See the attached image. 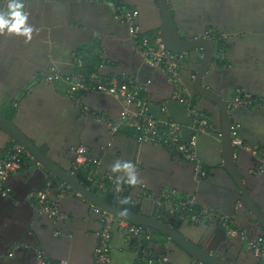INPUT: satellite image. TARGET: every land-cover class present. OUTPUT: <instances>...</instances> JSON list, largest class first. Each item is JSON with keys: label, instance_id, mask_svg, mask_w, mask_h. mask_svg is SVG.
I'll use <instances>...</instances> for the list:
<instances>
[{"label": "crops", "instance_id": "obj_1", "mask_svg": "<svg viewBox=\"0 0 264 264\" xmlns=\"http://www.w3.org/2000/svg\"><path fill=\"white\" fill-rule=\"evenodd\" d=\"M8 2L0 0V11H7ZM23 3L28 23L35 31L29 43L15 35L0 36V112L37 149L68 174L73 161L70 150L79 146L85 147L90 157L101 160L102 174L114 176L111 166L116 160L131 161L142 181L136 188L144 187L145 199L153 202L162 188H173L230 216L234 227L244 229L249 238L264 233L242 207L239 189L223 169L220 115L216 106L197 101L206 112L211 129L197 138V154L207 175L196 183L189 163L169 150L137 144L126 132H121L113 147L108 148L111 138L107 128L81 114L79 107L65 96L64 83L44 85L37 80L36 76L47 72L52 64L64 75L74 72L77 52H85L89 59L97 54L98 60L104 61L103 75L132 74L146 88L148 112L155 119L179 123L182 139L189 140L192 124L184 106L170 100L173 88L166 75L151 71L135 53L128 28L116 22L111 4L89 0H23ZM122 3L137 10L141 33L153 37L159 33L161 17L155 0H122ZM166 3L183 37H203L212 30L225 38L219 48L222 57L213 59L205 75L203 83L207 87L227 101L236 88L252 96L264 95V0H166ZM187 61L185 58L182 68ZM182 68L181 79L190 93L191 77L184 76ZM83 103L91 110L108 113L113 121L119 118L120 105L109 96H89ZM164 103L166 111L161 113ZM229 114L233 126L238 125L243 142L264 145V109L256 105L240 106ZM11 143L0 130V154ZM234 162L264 216V172L251 175L249 171L258 162L238 149ZM80 174L88 179L86 171L80 170ZM53 181H57V187H52ZM91 183L92 187L99 184L97 179ZM7 185L10 195L0 197V264H35L39 252L52 263L93 264L102 222L101 215L92 211L87 200L66 187L59 198L58 220L36 216L30 194L47 187L54 196L65 186L30 155L21 169L9 177ZM161 213L157 210V214ZM180 217L177 216L179 230L191 242L217 253L230 264H259L239 240L227 238L218 226L193 225ZM54 232L59 235L55 237ZM112 233L111 264H134L137 255L130 238L116 227ZM150 247L156 255L169 249L171 264L191 262L159 233L152 235Z\"/></svg>", "mask_w": 264, "mask_h": 264}, {"label": "built area", "instance_id": "obj_2", "mask_svg": "<svg viewBox=\"0 0 264 264\" xmlns=\"http://www.w3.org/2000/svg\"><path fill=\"white\" fill-rule=\"evenodd\" d=\"M111 4L115 12V20L128 26L129 40L137 55L144 64L153 72H162L166 75L173 91L170 100L184 106L186 114L191 120L192 135L185 141L181 135V125L170 119H155L147 110L148 100L146 88L132 74L124 73L116 77H106L101 73L104 67L103 59H100L94 70L88 72L85 67L86 53L77 52L74 56L76 70L68 75L62 74L58 67L52 64L47 72L38 74L37 80L44 85L64 83L65 96L77 107L82 115L90 118L95 123L107 128L110 136L108 147L121 133L126 132L137 144H148L154 147L169 150L181 161L189 163L194 171L195 182L203 180L207 172L204 169L197 154V138L201 134L208 133L211 124L206 114L200 110L198 102L190 95L181 79V68L186 56L174 54L165 49L158 36H151L140 32L137 20L138 12L133 8L123 5L122 0H89ZM214 36L212 30H208L203 37L211 39ZM222 41L225 38L220 37ZM100 62V63H99ZM109 96L120 105L119 118L111 120L106 112L91 110L84 106V99L89 96ZM165 103L161 106V113H165ZM258 106L264 109V95L252 96L242 88L234 90L233 97L228 101V110L240 106ZM232 146L254 157L258 165L251 169V175H260L264 172V145H249L243 142L239 136V127L231 128ZM73 156L72 167L69 172L74 176L79 170L86 171L89 179H97L99 187L108 190L117 198H126L131 191L136 190V197L145 198L144 187L136 188L127 183L117 186L114 176L108 173H100L101 160L88 155L85 147L71 148ZM29 155L20 145L11 143L0 154V197L10 195L7 181L11 175L18 172L25 159ZM66 187H60L52 196L46 187L39 192L31 193L33 212L36 216H47L54 222L59 219V198L65 192ZM157 210L163 214L182 216L193 225L218 226L229 239L238 238L248 253L259 264H264V235L249 238L244 229L235 228L230 216L216 212L215 210L200 204L193 195L181 194L173 188H162L159 195L153 201ZM92 211L101 215V228L98 232V242L94 250L93 264H111V240L112 230L116 227L119 232L126 234L132 241V248L136 260L134 264H171L169 255L166 253L156 255L150 247L152 233L149 229L131 225L123 220H118L107 213L91 207ZM59 232H54L58 236ZM35 264H66L65 262L52 263L42 252L37 253Z\"/></svg>", "mask_w": 264, "mask_h": 264}, {"label": "water", "instance_id": "obj_3", "mask_svg": "<svg viewBox=\"0 0 264 264\" xmlns=\"http://www.w3.org/2000/svg\"><path fill=\"white\" fill-rule=\"evenodd\" d=\"M155 4L161 17L159 33L156 36L159 35L165 49L174 54L192 55L197 59V67L189 80L193 91H190L189 94L196 95L203 102L213 104L219 110L223 169L238 187L242 207L249 211L264 230V216L254 203L249 190L243 184L234 162L235 148L232 146L231 141V128L233 124L229 114L230 111L228 110V101L224 100L218 93L203 83L213 59L220 60L222 52L217 49L212 39L205 37H183L175 25L172 10L167 5L166 0H155ZM183 85L187 90V86ZM199 100L197 101L199 102ZM0 130L9 137L12 143L22 146L31 158L37 161L47 172L55 176L65 187L87 200L91 204V207H95L118 220H123L131 225L143 227L161 234L170 244L190 258V264H230L220 258L217 253L203 248L186 238L179 230L180 222L177 217L166 213L157 214V208L153 205L151 199H145L141 196L137 198V194L132 192V194L126 197L131 200L130 204H118V199L123 200V198L115 197L112 192L100 188L99 184L92 187L91 181L95 179H85L80 172L71 176L68 172L60 169L37 149L14 123L5 118L1 112ZM112 147L113 144L108 148ZM123 209L128 210L127 214H122ZM166 252L170 254L169 252L171 251L168 249Z\"/></svg>", "mask_w": 264, "mask_h": 264}, {"label": "clouds", "instance_id": "obj_4", "mask_svg": "<svg viewBox=\"0 0 264 264\" xmlns=\"http://www.w3.org/2000/svg\"><path fill=\"white\" fill-rule=\"evenodd\" d=\"M35 29L28 23V14L24 11L23 0H9L7 11H0V36L15 35L23 37L25 43H29L33 38ZM117 186L127 183L135 187L142 183L136 166L131 161L116 160L111 166ZM122 205L130 204V199L120 201ZM128 210L123 209L122 214H127Z\"/></svg>", "mask_w": 264, "mask_h": 264}, {"label": "trees", "instance_id": "obj_5", "mask_svg": "<svg viewBox=\"0 0 264 264\" xmlns=\"http://www.w3.org/2000/svg\"><path fill=\"white\" fill-rule=\"evenodd\" d=\"M211 39L215 42V44H216V47L219 49V48H222L223 47V41L220 39V37L219 36H212L211 37ZM186 60H188L187 62V64H186V66L184 67L183 66V68H182V74L184 75V76H187V74H189L190 76L189 77H191L193 74H194V72H195V69H196V67H197V59L195 58V56H192V55H190V56H186ZM98 57H97V54H95L94 56H93V58L92 59H89V58H86L85 59V67H86V69L88 70V72H92L93 70H94V67L96 66V64L98 63ZM185 78V77H184ZM193 96V98L197 101V100H199L197 97H196V95H192ZM206 113V112H205ZM78 172H80V170L78 171ZM77 172V173H78ZM76 173V174H77ZM54 180H56V179H54ZM52 187L54 188V187H57V181H53L52 183ZM102 191V190H101ZM120 201H121V199H118V204H121L120 203ZM179 218H181L180 216H178ZM181 220V219H180ZM185 221H188V220H186V219H184ZM189 222V221H188ZM190 223V222H189ZM191 224V223H190ZM261 229L263 230V228L261 227ZM151 231V230H150ZM262 232V231H261ZM151 233H152V235H156V233L155 232H153V231H151ZM260 234H262V235H264V233H260ZM237 240H239L238 238H236ZM240 241V240H239ZM197 245H199V244H197ZM200 246V245H199ZM257 263H258V261H257Z\"/></svg>", "mask_w": 264, "mask_h": 264}, {"label": "flooded vegetation", "instance_id": "obj_6", "mask_svg": "<svg viewBox=\"0 0 264 264\" xmlns=\"http://www.w3.org/2000/svg\"><path fill=\"white\" fill-rule=\"evenodd\" d=\"M214 35H215V36H218V35L215 34V32H214ZM219 37H220V36H219Z\"/></svg>", "mask_w": 264, "mask_h": 264}, {"label": "rangeland", "instance_id": "obj_7", "mask_svg": "<svg viewBox=\"0 0 264 264\" xmlns=\"http://www.w3.org/2000/svg\"><path fill=\"white\" fill-rule=\"evenodd\" d=\"M80 53H82V52H80Z\"/></svg>", "mask_w": 264, "mask_h": 264}]
</instances>
